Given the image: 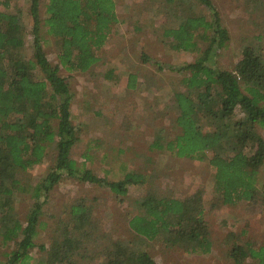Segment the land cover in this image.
<instances>
[{
	"label": "trees",
	"instance_id": "trees-1",
	"mask_svg": "<svg viewBox=\"0 0 264 264\" xmlns=\"http://www.w3.org/2000/svg\"><path fill=\"white\" fill-rule=\"evenodd\" d=\"M234 1L244 8L250 6L264 20V0ZM160 2L166 7L188 3L187 15L164 28L162 34L169 49L199 54L193 61L166 65L182 74L186 87L174 94L177 111L172 122L179 131L169 140L156 137L149 147L206 161L212 170V193L223 204L251 201L264 162V138L255 132L256 125L264 126V46L256 44L261 35L243 45L233 67L225 69L217 65L214 53L228 39V32L212 1ZM40 4L41 0H30L23 12L10 10V0H0V236L4 242L17 240L3 264H28L35 247L43 251L44 258L37 264H160L146 248L153 242L190 253L210 252L204 188L178 198L153 188V178L142 170L108 180L71 158V148L79 137L71 120L73 94L60 69L84 73L99 61L96 51L119 21L116 0H47L44 16ZM204 8L210 12L209 18ZM28 26L32 43L26 55ZM48 44L56 49L55 64L44 50ZM141 57L150 61L147 55ZM152 62L159 69L165 67ZM111 72L108 69L105 78L112 77ZM135 81V74H130L128 85L134 87ZM206 125L211 128L206 130ZM49 155L53 165L34 185L19 177ZM65 177L108 187L120 203L131 186L141 187L143 197L134 199L127 211L130 237L117 242L110 233H94L92 202L80 199L64 203L54 215L58 221L47 246L35 242L49 192ZM17 192H30L33 199L24 226L14 208ZM245 233L229 232V258L234 264H245L247 259L264 264V244L243 239ZM66 257L69 263L63 261Z\"/></svg>",
	"mask_w": 264,
	"mask_h": 264
},
{
	"label": "rangeland",
	"instance_id": "rangeland-1",
	"mask_svg": "<svg viewBox=\"0 0 264 264\" xmlns=\"http://www.w3.org/2000/svg\"><path fill=\"white\" fill-rule=\"evenodd\" d=\"M46 1L41 0L42 16ZM211 1L228 32V39L222 46L216 45L214 59L218 66L230 69L243 45L261 35L256 44L264 46V20L261 14L251 12L250 6L244 8L234 0ZM29 3L30 0H10L8 8L25 12ZM116 7L119 21L112 25L104 45L96 51L99 61L84 73L60 69L73 94L71 120L79 137L71 148V158L108 180H119L126 172L142 170L149 179L153 178V188L178 198L192 194L199 187L204 188V218L209 228L210 252L190 253L160 242H153L146 248L160 264H234L227 253L229 232L243 230L246 232L243 239L250 238L256 245L264 244V162L256 176L255 198L229 205L223 204L212 193L209 182L212 170L206 161L177 157L166 149L149 147L156 137L169 140L179 131L172 122L177 111L174 94L185 91L186 87L181 82L182 74L167 66L193 61L199 52L169 49L162 32L167 26L175 25L179 18H184L189 6L176 2L166 7L160 0H116ZM0 9H3L2 5ZM205 14L209 18L210 12L206 9ZM24 40L25 53L29 55L32 43L30 26ZM44 50L52 64L58 62L54 46L48 44ZM142 54L150 57V61H143ZM152 61H159L165 67L159 69ZM108 69L113 75L109 79L105 78ZM132 73L136 76L134 87L128 85ZM210 128V125L205 127L206 130ZM255 132L264 138V126L256 125ZM51 165L52 155H49L42 163L20 173L19 177L34 185ZM29 194H15L16 217L23 226L33 204ZM143 195L141 187L131 186L125 201L120 203L108 187L65 177L49 192L34 240L47 246L52 228L58 221L54 215L63 204L86 199L92 202L93 232L110 233L115 241L123 242L130 237L127 211L132 208L133 200ZM16 247L17 240L4 242L0 236L1 264ZM42 254L38 247L31 249L28 264L44 261ZM63 261L69 263L70 258ZM245 264H256V261L247 259Z\"/></svg>",
	"mask_w": 264,
	"mask_h": 264
}]
</instances>
